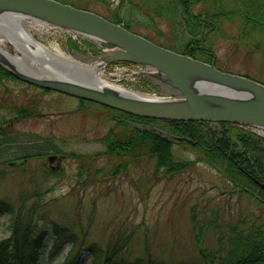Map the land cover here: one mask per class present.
<instances>
[{"label": "rangeland", "instance_id": "rangeland-1", "mask_svg": "<svg viewBox=\"0 0 264 264\" xmlns=\"http://www.w3.org/2000/svg\"><path fill=\"white\" fill-rule=\"evenodd\" d=\"M58 1L92 10L108 20H119L130 31L174 51H182L190 39L179 0ZM233 3L197 0L190 11L197 14L225 9ZM22 25L43 45L57 47L79 62L95 63L102 52V45L90 40L100 51L96 55L76 54L69 50L65 40L67 35L78 38L73 33L30 26L25 19ZM219 29L208 34L203 42L215 65L264 84V35L253 32L241 38L236 18L223 19ZM0 44L10 49L1 35ZM97 71L102 79L138 92L155 96H167L170 92L152 80L145 84L129 68H106L99 64ZM21 109L30 116L16 117ZM116 117L114 110L99 103L81 102L74 96L45 91L9 76L0 78V130L10 136L15 134L13 145H21L6 146L0 156V202L9 203L15 210L22 194L27 196L26 208L38 204L34 217L47 233L42 260L47 261L50 238L58 230L61 234L73 232L77 238L75 246L84 237L85 244L93 242L103 251L114 239L128 237V244L118 255L124 260L141 256L146 262L147 249L152 264H184L197 259L192 211L201 221L215 216L226 223L264 218V206L256 198L240 193L187 144L174 142L171 146L174 160L191 161L176 173L165 174L157 169L154 157L129 159L128 167L117 171L119 159L103 153L101 142L110 128L120 130ZM156 125L165 128L163 123ZM29 148L46 153L25 160L11 158ZM52 153L59 158L49 163L47 156ZM8 219V213L0 212V239L10 234ZM214 238L207 230L206 243L212 245ZM67 249L64 244L50 261L62 259ZM91 258L86 253L81 263L89 264ZM102 261L101 251L96 263Z\"/></svg>", "mask_w": 264, "mask_h": 264}, {"label": "trees", "instance_id": "trees-1", "mask_svg": "<svg viewBox=\"0 0 264 264\" xmlns=\"http://www.w3.org/2000/svg\"><path fill=\"white\" fill-rule=\"evenodd\" d=\"M179 1L183 23L190 33V39L181 51L184 54L211 61L210 49L203 42L207 41L208 34L220 30L219 25L223 19L239 20L241 38L253 32L264 35V0H233V6L230 8H218L197 14L190 11L191 4L197 0ZM124 25L128 27L127 24ZM66 42L71 49L78 51H95L97 48L89 40L77 41L69 38ZM3 76L12 77L0 67V78ZM114 111L118 116L117 124L120 130L114 131L110 128L101 137V142L104 146L103 153L119 159L117 171L121 168L126 169L129 159L147 157H154L156 168L162 169L165 174L176 173L188 166L191 161L173 159L171 146L174 142L168 135L162 133L163 130L171 135L190 138L193 144L186 141L183 143L191 146L204 160L211 163L238 191L255 196L264 206V190L251 178L264 183V137L256 135L245 126L231 122L162 120ZM15 116L26 117L30 116V113L21 109ZM157 123H163L165 128L158 127ZM14 135L10 136L5 130H0V156L2 151L8 148L6 146H16L13 145L16 141ZM44 153L29 148L23 154H13L11 158L27 159ZM79 169L80 174L82 166ZM26 198V195L19 194V204L15 210L9 203L0 202V212L9 214L10 232L9 236L0 239V264H82V258L86 253L92 257L89 264H152L147 249L146 262L141 256L133 260L118 257L120 251L128 244V237L114 239L103 251L93 242L85 244L84 237L75 246L77 238L73 232L61 234L58 230L53 231L50 238L46 250L49 253L47 261L42 260L40 256L44 253L47 233L40 221L34 217L38 204L34 203L26 208ZM190 219L197 247V259L184 264H264V218L252 221L241 218L236 223H226L227 221H220L215 216L201 221L196 212L192 211ZM207 230L215 236L212 245L206 243ZM64 244L68 249L63 258L51 262L52 256L59 252ZM101 251L103 261L96 263Z\"/></svg>", "mask_w": 264, "mask_h": 264}, {"label": "water", "instance_id": "water-1", "mask_svg": "<svg viewBox=\"0 0 264 264\" xmlns=\"http://www.w3.org/2000/svg\"><path fill=\"white\" fill-rule=\"evenodd\" d=\"M15 18L51 24L111 44L92 65L97 68L115 61L139 63L148 69L144 71L146 75L177 91L171 97H160L102 78L83 80L45 56L49 48L17 24ZM0 35L11 46L10 51L0 44V67L38 87L141 117L226 121L264 130L263 83L156 44L93 11L58 0H0ZM54 157L49 156V160ZM260 186L264 188L263 183Z\"/></svg>", "mask_w": 264, "mask_h": 264}, {"label": "bare ground", "instance_id": "bare-ground-1", "mask_svg": "<svg viewBox=\"0 0 264 264\" xmlns=\"http://www.w3.org/2000/svg\"><path fill=\"white\" fill-rule=\"evenodd\" d=\"M14 20L17 24H21L22 22L21 18H15ZM46 52L47 54L45 56L52 58L53 62L64 66L65 69L68 70L70 73H76L75 75L83 80H95L100 78L95 65L88 63L79 65L70 55L66 54L64 51L57 47H54L53 49H48V51L46 50Z\"/></svg>", "mask_w": 264, "mask_h": 264}, {"label": "flooded vegetation", "instance_id": "flooded-vegetation-1", "mask_svg": "<svg viewBox=\"0 0 264 264\" xmlns=\"http://www.w3.org/2000/svg\"><path fill=\"white\" fill-rule=\"evenodd\" d=\"M57 159H58V157H57V158L55 157V158L53 159V161H55V160H57ZM52 166H53V165H51V167H52Z\"/></svg>", "mask_w": 264, "mask_h": 264}]
</instances>
